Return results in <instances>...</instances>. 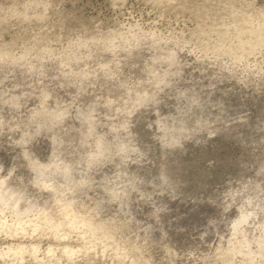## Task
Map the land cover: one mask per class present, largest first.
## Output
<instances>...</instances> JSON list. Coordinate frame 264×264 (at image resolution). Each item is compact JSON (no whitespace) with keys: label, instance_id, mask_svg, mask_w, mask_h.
<instances>
[{"label":"rangeland","instance_id":"1","mask_svg":"<svg viewBox=\"0 0 264 264\" xmlns=\"http://www.w3.org/2000/svg\"><path fill=\"white\" fill-rule=\"evenodd\" d=\"M0 264H264V0H0Z\"/></svg>","mask_w":264,"mask_h":264}]
</instances>
